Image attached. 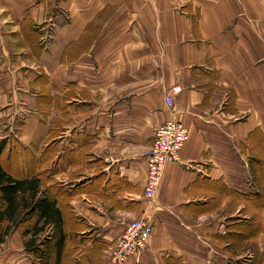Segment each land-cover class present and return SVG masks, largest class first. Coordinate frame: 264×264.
<instances>
[{
    "label": "crops",
    "instance_id": "1",
    "mask_svg": "<svg viewBox=\"0 0 264 264\" xmlns=\"http://www.w3.org/2000/svg\"><path fill=\"white\" fill-rule=\"evenodd\" d=\"M46 104L74 121L52 126ZM172 118L189 139L147 200L142 152ZM1 144V160L18 144L19 172L42 161L64 193L54 264H111L136 218L153 230L123 264H220L242 227L264 238V218L217 216L229 197L232 213L254 204L250 181L264 194V0H0ZM23 229L0 264H43Z\"/></svg>",
    "mask_w": 264,
    "mask_h": 264
},
{
    "label": "trees",
    "instance_id": "2",
    "mask_svg": "<svg viewBox=\"0 0 264 264\" xmlns=\"http://www.w3.org/2000/svg\"><path fill=\"white\" fill-rule=\"evenodd\" d=\"M19 173L11 172L0 159V244L12 230L24 228L22 234L27 236L25 250L43 264L58 263L67 237L61 207L64 205V193L55 185L46 186L42 176H34L30 170L27 176ZM254 195L251 198L254 199ZM241 196L245 200L248 198ZM259 230L255 229V234ZM40 234L45 236L41 243L38 239Z\"/></svg>",
    "mask_w": 264,
    "mask_h": 264
},
{
    "label": "built area",
    "instance_id": "3",
    "mask_svg": "<svg viewBox=\"0 0 264 264\" xmlns=\"http://www.w3.org/2000/svg\"><path fill=\"white\" fill-rule=\"evenodd\" d=\"M177 90L178 88L173 89L174 92ZM166 102L172 105L171 93L166 95ZM188 139V129L173 118L156 128L151 144L142 152L147 167L144 186V197L147 200H151L156 193L163 165L179 160L180 152ZM152 230V224L146 219L136 218L127 222L110 250L111 264H123L129 257L143 251Z\"/></svg>",
    "mask_w": 264,
    "mask_h": 264
},
{
    "label": "rangeland",
    "instance_id": "4",
    "mask_svg": "<svg viewBox=\"0 0 264 264\" xmlns=\"http://www.w3.org/2000/svg\"><path fill=\"white\" fill-rule=\"evenodd\" d=\"M79 95L82 97L84 96V94H82L81 91H79ZM84 97H86V95ZM44 107L45 108L42 112V115H43L45 121L50 123L52 126H54V125H59V126L60 125H68L74 121V118L72 116L71 117L66 116L63 113H59V114L55 113L54 107H50V106H48V104H46V106H44ZM58 116H60V117H58ZM16 151L17 152L21 151L18 144L14 145V148L11 152L12 155L9 156L8 158L4 157L3 158L4 161L3 160H1V161L3 162V164L5 166L7 165V167L10 168L11 172L15 173L16 171H18V173H19V169L17 166V160H16V154L15 155L13 154ZM31 151L36 156H40L39 155L40 152H38V150L31 149ZM35 151L38 153L36 154ZM22 156H23V154H22ZM27 156H28V158L31 159V156L29 154H27ZM37 158H39V157H37ZM28 170L32 171V174H34V176H42V161L39 163L38 162L33 163L31 166H29L26 169L25 168L23 170L20 169L21 175L23 176V174H24L25 176H27ZM256 176H262V175L256 174ZM255 183L257 184V182H255ZM248 185L251 186V189H255V191H253V192L257 196L254 195L255 196L254 199L250 198L249 196H252L250 193V195H247V197H248L247 201H251L253 199L252 202L254 204L247 205V203L240 201L241 205H243V206L245 205L244 208H242L241 212L239 211V213L238 212L232 213L234 207L238 204L239 200H237L236 197L235 198H233V197L226 198L225 203L223 205H221V207H219L217 210V211H219V215H217L219 218H221L223 215L225 217L224 219H226V221H228V220L230 221V219H232V217H233L232 216L233 214H234V216L240 214L241 217H249L251 215L250 218H251V220H253V222L257 221V223H259L258 220H263L264 217H262V215L264 216V212L262 210L258 211V209H254V208L261 207V205L264 202V194L260 195L261 192H259V191L261 189L257 186H254L253 181H250V184H248ZM248 187H247V189H249ZM256 190H258V192ZM249 198H250V200H249ZM247 206H249V207H247ZM220 213H222V215ZM260 222H262V221H260ZM21 226H23V225H21ZM243 229H241L240 231L241 232L244 231L243 232L244 238L241 237V239H238V240L235 239L232 241V244H227L226 242L224 245L219 244L218 249L221 248L225 254V257H226V259L223 262H220V264H264V242H263L264 238H263V234H261V235L258 234V232L259 231L262 232L263 229H260L256 233L258 235V238H256V236H254L255 228L244 227ZM47 232H48V230H47ZM245 236H247V237L245 238ZM44 237L45 236L42 234L39 235V237H38L39 243L42 242ZM215 247H216V245H215ZM215 247H213V248L216 249ZM204 248H206L208 251H210L209 246H204Z\"/></svg>",
    "mask_w": 264,
    "mask_h": 264
}]
</instances>
